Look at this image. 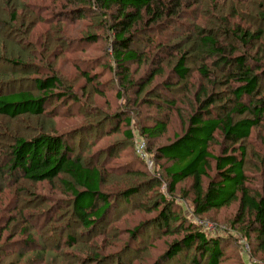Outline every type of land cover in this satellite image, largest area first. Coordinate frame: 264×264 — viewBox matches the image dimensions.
I'll list each match as a JSON object with an SVG mask.
<instances>
[{
	"label": "rangeland",
	"instance_id": "rangeland-1",
	"mask_svg": "<svg viewBox=\"0 0 264 264\" xmlns=\"http://www.w3.org/2000/svg\"><path fill=\"white\" fill-rule=\"evenodd\" d=\"M17 1L22 5L17 7V19L12 24V31L8 28L3 30L4 35L10 34L15 41L5 49L8 59L0 61V80L6 84L0 88V92L28 89L37 94L34 79L52 72L61 80L57 92L64 94L71 90L79 102L73 101L74 98L71 101L69 98L52 101L47 106L51 117L48 114L16 119L0 117V165L3 161L1 156L8 152L16 137L30 139L43 132L64 134L75 149V154L81 153L84 161L92 159L90 161L97 167L105 164L109 174L102 189L108 195L112 208L103 225L87 232L70 213L72 198L61 182L66 178L61 177L52 184H35L18 175L12 178L8 174L3 175L0 180V264H80L77 259L84 258V255L90 264L98 252L91 250L86 255L85 246L97 242L101 245L102 233L108 237L105 238L106 243H102V250L99 251L102 259L97 264L106 259L107 264L112 258L131 260L132 264H153L174 241L183 238L190 225L204 229L210 238H221L224 249L221 264H248L249 256L253 255V262L264 263V255L256 249V235H251L253 241L248 240L243 232L244 226L237 222L238 204L196 217L193 213L191 180L178 185L174 194L168 192L167 182L156 186L149 174L145 175L143 164L133 152L132 141L143 136V128L153 127L160 122L167 125L164 135L157 139L143 136L148 141L149 151L155 152L173 141L176 135L182 134L196 104L195 99L203 91L215 94L217 103L214 115L221 113L223 106L231 108L229 89L233 86L214 87V79L207 82L201 78L199 69L202 65H207L212 74H217L218 80L222 76L212 66V59L206 58L204 61L196 55L198 46L195 39L199 38V33L208 35L212 32L226 48L230 47L223 33L218 32L219 28H223L221 21L224 18L229 19L232 25L240 24L253 32L261 30L263 20L260 13H264V0H203L200 5L186 9L180 19L176 18L178 21H164L163 26L149 27L148 31L139 33L132 48L143 53L145 59L140 63L126 64L125 67H118L114 61L116 35L108 28L110 20L100 11L88 8L79 18L76 12L82 5L74 1ZM32 7L37 9L38 15L31 14ZM237 46L241 53L248 52L250 59L258 58L264 62V40L252 48ZM183 53L187 54L190 73L186 80L181 81L176 78L173 68ZM13 59H24L30 66L14 64ZM121 68L128 70L127 77L133 80L134 85L128 86L122 82ZM159 69L162 70L161 75L156 76L150 85H145L150 74ZM114 116L119 117L116 128ZM125 117L130 119L129 124L124 122ZM107 124L111 126L107 129L108 134L106 131H92L86 138L81 136L87 129ZM127 132L132 133V140L125 139ZM218 141L221 142L220 136ZM90 142H93L91 147ZM244 145L247 150L248 185L254 191H261L264 130L254 129ZM85 146L89 148L83 149ZM111 148L115 153L110 157ZM211 150L218 154L220 147L213 145ZM85 151L88 152L85 154ZM210 174L213 176L214 171ZM12 179L14 182L11 184ZM132 190L138 193L125 198L124 193ZM162 197L170 202L168 209L178 216L177 221L172 218L168 226L160 217L166 208ZM24 221L30 232L28 229L22 233ZM8 224L9 228L6 229ZM37 224H40L39 228ZM66 227L69 229L65 230ZM138 227L141 229L133 241L129 232ZM167 228L173 234H165ZM111 230L114 231L111 233ZM67 231L74 237L75 245H64ZM40 233L46 237L42 243ZM32 241L34 243L30 244ZM58 243L60 250L70 255L50 252ZM44 248L48 251L37 255L39 259H33L34 254ZM19 254L21 257H17ZM195 258L197 255L193 249L183 250L169 264H194Z\"/></svg>",
	"mask_w": 264,
	"mask_h": 264
},
{
	"label": "trees",
	"instance_id": "trees-1",
	"mask_svg": "<svg viewBox=\"0 0 264 264\" xmlns=\"http://www.w3.org/2000/svg\"><path fill=\"white\" fill-rule=\"evenodd\" d=\"M69 1L82 5L81 9L76 12L79 18L83 17L89 8L100 11L101 15L110 20L108 28L116 35L115 43L113 41L115 44L113 58L118 67H125L126 64L140 63L145 59L143 53L132 48L139 33L148 31L149 27L163 26L164 21H178L176 18L180 19L186 9L200 5L203 0ZM20 5L22 4L17 0H0V61L7 58L5 54L7 45H13L15 41L10 34L4 35L3 30L8 28L12 31V24L17 19V7ZM36 10L32 7L31 14L38 15ZM260 17L263 20L260 19L263 22L262 28L255 32L243 28L240 24L232 25L229 19L224 18L221 21L223 28H219L218 32L223 33L222 35L231 45L228 48L212 32L208 35L199 33L197 36L199 38L195 39L198 46L196 55H199L204 61L206 58L212 59V66L216 67L219 70L218 75L223 77L219 76L218 80L217 74H212L207 65H202L199 69L201 78L207 82H212L214 79L212 82L214 87L232 85L233 87L229 89L230 97H232V100L229 101L231 108L223 106L222 112L214 115L213 110L217 103L215 94L214 92L208 93L207 90L203 91L195 99L196 104L182 134L176 135L173 141L159 147L155 152L149 151L148 141L143 136L157 139L166 133L167 125L165 122H160L153 127L143 128L141 130L143 136L136 140L143 139L146 142V151L153 161L152 171L136 153V140L132 138V133L127 132L125 139H133V152L143 164L145 175L149 174L148 176L156 183V186L163 181L167 182L168 192L174 194L177 192L178 185L191 180L193 213L196 217H202L210 211H219L238 204L237 222L244 226L243 232L248 240L253 241L251 235H256V249L264 255V175L261 191L252 190L248 185L247 150L244 145L254 129L264 130V62L258 58L250 59L248 52L241 53L237 46L239 44L252 48L254 44H259L264 40V13H260ZM149 42H152L151 38ZM159 48L162 47L159 46ZM23 60L13 59L12 63L29 67L30 65ZM121 70L123 72L119 75L122 82L128 86L134 85L133 80H129V76L127 77L128 70L124 68ZM161 73V69L153 71L144 84L150 85L154 78L160 76ZM173 73L181 81L188 78L190 69L187 68L186 53L177 59ZM3 83L5 82L1 79L0 88L6 85ZM60 86V78L51 72L48 76L34 79V89L37 94L28 89L0 92V117L9 119L22 116L44 117L48 114L47 106L52 101H64L66 98L71 101L74 98L73 101L79 102L77 96L72 95L71 90L64 94L58 93ZM117 116H114V123H117L114 128L118 126L117 118L119 117ZM48 117L51 115L48 114ZM124 122L129 124L130 119L125 117ZM108 127L111 126L108 124L104 127L99 125L93 129H87L81 136L84 135L86 138L92 134V131H106L108 134ZM218 136L221 137V142L218 141ZM213 145H219L220 152L218 154L211 150ZM91 146H93V142H90L89 147ZM87 147L85 146L83 149ZM110 150L109 156L111 157L115 152L112 148ZM7 151L1 156L3 161L0 165V180L3 175L7 176L8 174L9 178L18 175L30 183L48 182L52 184L64 177L66 180H61V182L72 198L70 213L74 219L80 222L87 232H92L99 225H103L112 208L108 195L102 189L109 174L105 164L97 167L90 161L92 159L88 162L84 161L81 153L75 154V149L68 143L66 135L49 132H43L30 139L16 137ZM87 152L85 151V154ZM95 160L100 162L96 158ZM163 161L164 163L161 164ZM211 171H214L213 176L210 174ZM13 182L14 179L10 181L11 184ZM136 193H138L137 190H132L124 193V197L129 199ZM161 200L166 208L161 212L160 217L168 226L169 221L172 218L177 221L178 216L168 209L170 202H167L164 197ZM10 221L12 222V220ZM39 225L37 224L38 228ZM28 227L27 222L24 221L22 233H26ZM8 228L9 224L6 229ZM68 229L69 227H66L65 230ZM140 229L138 227L129 232L131 240L135 241ZM30 231L31 229H29ZM113 231L111 230V233ZM164 233L173 234L169 228ZM44 235L40 233L41 243L46 239ZM102 235V243H106L105 238L108 235L104 233ZM29 243H34V241ZM98 243L85 246L84 254L86 255L91 250L98 252L93 256L90 264H97V261L102 259L99 251L102 250L103 244L99 245ZM65 244L67 246L76 244L69 231H67ZM44 249L40 253L37 252L39 254H34L33 259H39L37 255H43L48 251L46 248ZM190 249H193L197 255L194 264H202L204 261L206 264H221L224 257L221 238H210L204 229L201 230L190 225L183 238L174 241L153 264H169L183 250ZM50 252H54L55 255L61 253H64L65 256L70 255L60 250L59 243ZM17 257H21V254ZM83 257L77 261L80 264H89L87 263L88 257L85 255ZM254 257V255L249 256L248 264H255ZM106 260L98 264H105ZM37 261L39 262V260ZM130 261L112 258L107 264H132ZM239 264L245 263L240 262Z\"/></svg>",
	"mask_w": 264,
	"mask_h": 264
},
{
	"label": "built area",
	"instance_id": "built-area-1",
	"mask_svg": "<svg viewBox=\"0 0 264 264\" xmlns=\"http://www.w3.org/2000/svg\"><path fill=\"white\" fill-rule=\"evenodd\" d=\"M147 145L146 142L142 139H138V141L135 144V150L136 153L146 162L147 167L150 171L153 170V161L148 156V153L146 151ZM255 264H258L257 262H254ZM259 264H264L263 262H259Z\"/></svg>",
	"mask_w": 264,
	"mask_h": 264
}]
</instances>
